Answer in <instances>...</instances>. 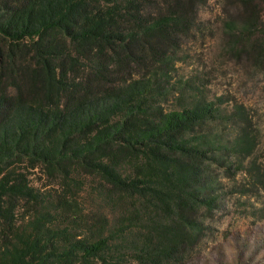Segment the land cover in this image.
Wrapping results in <instances>:
<instances>
[{
  "label": "trees",
  "instance_id": "16d2710c",
  "mask_svg": "<svg viewBox=\"0 0 264 264\" xmlns=\"http://www.w3.org/2000/svg\"><path fill=\"white\" fill-rule=\"evenodd\" d=\"M205 3L0 0V264H120L126 242L136 264H175L195 243L229 158L212 102H162ZM226 7L239 38L264 39V0ZM101 209L142 217L140 241Z\"/></svg>",
  "mask_w": 264,
  "mask_h": 264
},
{
  "label": "rangeland",
  "instance_id": "374dc122",
  "mask_svg": "<svg viewBox=\"0 0 264 264\" xmlns=\"http://www.w3.org/2000/svg\"><path fill=\"white\" fill-rule=\"evenodd\" d=\"M236 12L226 7V0H206L200 6L170 71L174 90L162 102L165 110L187 104L194 95L212 102L216 112L211 131L220 153L229 158L223 167L212 165L220 182L214 191L217 200L212 210L199 212L201 233L175 264H264V51L257 57L253 52L264 39L260 29L239 38L228 26L237 19L232 15ZM41 178L39 170L31 175L34 184ZM94 186L88 182L82 192L85 209L91 199H98ZM101 210L110 224L116 218L123 221L127 233L135 232L140 241L146 230L142 217L126 219L119 209ZM122 245L120 264H136L132 252L138 245Z\"/></svg>",
  "mask_w": 264,
  "mask_h": 264
}]
</instances>
